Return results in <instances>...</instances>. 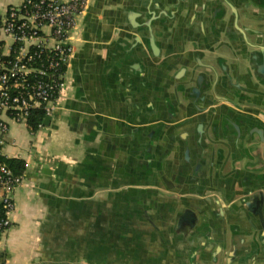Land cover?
Here are the masks:
<instances>
[{
    "label": "crops",
    "instance_id": "0c3cea01",
    "mask_svg": "<svg viewBox=\"0 0 264 264\" xmlns=\"http://www.w3.org/2000/svg\"><path fill=\"white\" fill-rule=\"evenodd\" d=\"M180 1L90 0L49 124L10 122V264H264V0Z\"/></svg>",
    "mask_w": 264,
    "mask_h": 264
},
{
    "label": "built area",
    "instance_id": "2783aa9c",
    "mask_svg": "<svg viewBox=\"0 0 264 264\" xmlns=\"http://www.w3.org/2000/svg\"><path fill=\"white\" fill-rule=\"evenodd\" d=\"M89 3L21 0L0 11V264H10L6 241L16 211L15 193L25 181L6 162L10 122L28 126L34 109L42 108L49 116L60 107L79 20Z\"/></svg>",
    "mask_w": 264,
    "mask_h": 264
},
{
    "label": "water",
    "instance_id": "95a60500",
    "mask_svg": "<svg viewBox=\"0 0 264 264\" xmlns=\"http://www.w3.org/2000/svg\"><path fill=\"white\" fill-rule=\"evenodd\" d=\"M218 0H206V2L204 3V6H213V4H215V2H217ZM259 2V4L261 3V0H256ZM242 3H243V6L246 10V12H248L249 8L251 5H253L252 3H250V0H242ZM232 3L229 1V0H224L223 1V7H224V10H225V14L224 16H222L221 20H225L227 16H229V11L231 10V13L232 15L234 16V20L237 18V14L236 12L233 10L232 8ZM217 5V4H215ZM260 7L261 6H264V3L261 5H259ZM230 18V17H229ZM240 19V15H238V21ZM243 19L249 21V22H261L259 23L261 26L258 25V27H262L263 28V25H264V19L261 18L258 13H255V12H251L249 15L247 16H243ZM235 23V22H234ZM244 28V27H243ZM247 28V27H245ZM254 30V28H252ZM243 29H241L240 31H242ZM248 30H246V32H248ZM256 33V32H255ZM259 34V33H257ZM211 52L207 55V58H208V65L206 64L205 66H202V67H205V68H208V69H211L214 73H216V70H215V65H218L219 63V58L220 57H217L215 56L214 54L218 51L217 49L215 50H210ZM245 72H243L244 75L247 76V74H249L250 72V69L249 68H245L244 70ZM263 74H264V64L262 65V68L260 70ZM225 73V72H223ZM251 79V77H250ZM237 104V103H236ZM51 120V117L47 116L46 117V120H45V124H49V121ZM255 127L256 128H253L252 130L253 131H249V135L252 136V134L254 133H257L260 137H261V144L259 145V152L261 153L260 154V157H261V162H259V164L257 166H253L251 167L250 166V170L251 169H255L258 171V173L261 174V178H262V181H264V124H262L260 121H258L257 123H255ZM245 194H249L250 192H254L256 195V197H258L260 200H259V203L262 207H264V187H256L255 189H252V188H245L243 189V191Z\"/></svg>",
    "mask_w": 264,
    "mask_h": 264
},
{
    "label": "trees",
    "instance_id": "16d2710c",
    "mask_svg": "<svg viewBox=\"0 0 264 264\" xmlns=\"http://www.w3.org/2000/svg\"><path fill=\"white\" fill-rule=\"evenodd\" d=\"M46 112L42 108H36L34 109L30 116L28 117V127L35 131L40 128L41 125L45 123L46 120ZM7 164L13 169V171L18 174H24L26 165L25 161L23 159L18 158H8L6 159Z\"/></svg>",
    "mask_w": 264,
    "mask_h": 264
},
{
    "label": "flooded vegetation",
    "instance_id": "af4514ba",
    "mask_svg": "<svg viewBox=\"0 0 264 264\" xmlns=\"http://www.w3.org/2000/svg\"><path fill=\"white\" fill-rule=\"evenodd\" d=\"M181 3V6L183 5V6H186V5H189V0H181L180 1Z\"/></svg>",
    "mask_w": 264,
    "mask_h": 264
},
{
    "label": "rangeland",
    "instance_id": "374dc122",
    "mask_svg": "<svg viewBox=\"0 0 264 264\" xmlns=\"http://www.w3.org/2000/svg\"><path fill=\"white\" fill-rule=\"evenodd\" d=\"M21 125H24V124H21Z\"/></svg>",
    "mask_w": 264,
    "mask_h": 264
}]
</instances>
